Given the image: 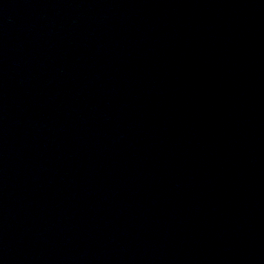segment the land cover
<instances>
[{
    "label": "water",
    "instance_id": "1",
    "mask_svg": "<svg viewBox=\"0 0 264 264\" xmlns=\"http://www.w3.org/2000/svg\"><path fill=\"white\" fill-rule=\"evenodd\" d=\"M67 0H0V171L34 75Z\"/></svg>",
    "mask_w": 264,
    "mask_h": 264
}]
</instances>
